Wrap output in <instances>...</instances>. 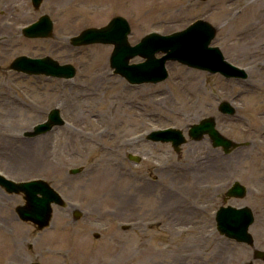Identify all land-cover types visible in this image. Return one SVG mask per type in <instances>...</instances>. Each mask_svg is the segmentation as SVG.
<instances>
[{"label":"rangeland","instance_id":"obj_1","mask_svg":"<svg viewBox=\"0 0 264 264\" xmlns=\"http://www.w3.org/2000/svg\"><path fill=\"white\" fill-rule=\"evenodd\" d=\"M43 14L53 35L26 37L22 29ZM116 16L129 21L132 45L204 19L217 28L212 45L248 77L168 61L164 81L130 84L110 65L112 44L70 43ZM0 28V172L45 179L66 200L39 229L16 212L23 195L0 185V264H264L253 257L264 250V0H43L38 9L32 0H0ZM21 55L50 56L77 72L63 79L9 70ZM223 101L235 114L220 111ZM53 108L65 124L26 137ZM206 117L249 144L225 153L208 135L189 139ZM169 127L188 139L180 152L145 137ZM234 181L247 195L225 200ZM227 204L253 209L254 247L216 230L215 213Z\"/></svg>","mask_w":264,"mask_h":264},{"label":"water","instance_id":"obj_2","mask_svg":"<svg viewBox=\"0 0 264 264\" xmlns=\"http://www.w3.org/2000/svg\"><path fill=\"white\" fill-rule=\"evenodd\" d=\"M42 0H33L39 8ZM53 21L49 15H42L36 22L23 29L25 36L30 38H48L53 35ZM131 27L129 21L123 16H116L102 27H90L70 38L73 46L91 44H112L114 49L110 56V65L115 74L124 77L131 84L159 83L167 79L168 61H178L188 67L205 70L210 73H220L226 78L246 79L248 73L229 62L220 47L212 45L217 34V28L210 22L199 19L187 28L171 34L162 35L151 32L145 35L140 42L132 45L129 41ZM157 53H162L157 57ZM140 56L142 62L130 63L131 59ZM1 69V66H0ZM11 70L28 75H46L71 79L76 75L74 65L61 64L50 56L32 58L19 56L10 65ZM221 112L233 115L236 112L229 102L223 101L219 105ZM65 123L58 108L52 109L45 122L35 125L32 130L26 131V137H36L51 131L55 126ZM208 135L215 147H222L225 153H230L238 147L246 146L248 142H236L223 135L216 127L214 117L201 119L199 123L192 124L188 131L191 140H200ZM148 139L153 141L170 142L177 152L188 139L181 129L166 128L152 131ZM129 158L139 162L140 157L129 154ZM81 169H71L77 174ZM0 184L8 192L23 194L25 203L19 205L16 211L20 219L29 221L42 229L50 225L53 215V205H65L62 195L46 180L35 178L25 181H14L0 175ZM248 192L247 187L235 181L227 190L225 200L230 198H244ZM76 218L81 216L76 211ZM254 222V213L249 206L235 207L223 205L216 211V225L218 231L238 242L254 245V238L249 229ZM256 258L264 259V251L256 250ZM40 264V263H34Z\"/></svg>","mask_w":264,"mask_h":264},{"label":"bare ground","instance_id":"obj_3","mask_svg":"<svg viewBox=\"0 0 264 264\" xmlns=\"http://www.w3.org/2000/svg\"><path fill=\"white\" fill-rule=\"evenodd\" d=\"M10 6H11L12 8H13V6H14V7H17L16 5H10ZM7 24H8V23H4V24H3L1 27L8 26ZM0 29H2V28H0ZM11 30H12L13 32H15V30H14V29H11ZM101 77H102V76H101ZM195 92H197V93H198V92H199V90H196V89H195ZM0 227H1V226H0Z\"/></svg>","mask_w":264,"mask_h":264},{"label":"flooded vegetation","instance_id":"obj_4","mask_svg":"<svg viewBox=\"0 0 264 264\" xmlns=\"http://www.w3.org/2000/svg\"><path fill=\"white\" fill-rule=\"evenodd\" d=\"M254 222H255V220H254ZM254 222H253V224L251 225V227L254 225ZM255 256V252L253 251V257Z\"/></svg>","mask_w":264,"mask_h":264}]
</instances>
